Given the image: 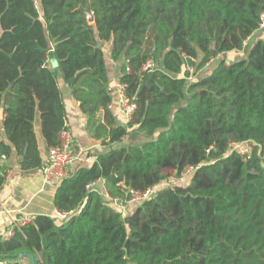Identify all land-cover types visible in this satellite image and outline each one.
<instances>
[{"label":"trees","instance_id":"trees-1","mask_svg":"<svg viewBox=\"0 0 264 264\" xmlns=\"http://www.w3.org/2000/svg\"><path fill=\"white\" fill-rule=\"evenodd\" d=\"M263 14L264 0H0V188L8 174L1 160L14 152L23 171L42 173L38 117L47 152L59 145L67 129L61 77L98 138L130 141L56 187V209L72 218L37 216L0 240V260L264 264V36L245 57H224L246 48ZM99 42L111 44L138 106L127 127L109 110L114 89ZM245 143L247 155L231 151ZM188 167L187 182L128 205L126 217L89 188L104 179L110 196L124 198Z\"/></svg>","mask_w":264,"mask_h":264},{"label":"crops","instance_id":"crops-1","mask_svg":"<svg viewBox=\"0 0 264 264\" xmlns=\"http://www.w3.org/2000/svg\"><path fill=\"white\" fill-rule=\"evenodd\" d=\"M257 33H259V31ZM255 34L251 38H253ZM251 38L248 41H250ZM102 46L108 68L110 89H114L120 80V63L112 61L110 43H103ZM57 67L58 64L54 68ZM59 84L63 92L67 111L66 127L72 133L75 144L89 149V153L94 156L95 161L98 156L107 154L111 150L121 147V145L130 143L128 139L124 138L122 143L108 145L110 143L109 138L106 140L98 138L95 128L88 125L89 116L82 111L80 103L73 95V91L64 83L62 77L59 79ZM113 103L114 105L112 108L109 107V110L113 112L117 124L127 127L128 125L120 113L119 108L115 105V101H113ZM98 119L104 124L103 112L99 114ZM35 130L41 155L46 164L48 161V152L41 135L39 117L35 123ZM1 136L2 140H5V133L3 131ZM143 140L144 139L141 138L138 141L141 143ZM20 161L21 158L16 152H14L9 159L1 160V163L8 167V174L4 185L0 188V240L9 239L7 237V232L11 226L12 218L20 215V213L31 215L33 218L43 215L52 217L57 210L54 205L56 187H48L45 185L41 170L34 172L23 171ZM79 166L90 167L91 164L77 163L71 168V173L75 172ZM95 188L97 190L96 192L102 197H104L103 194L108 192L104 179L95 182ZM19 263L31 264V260L29 257H21Z\"/></svg>","mask_w":264,"mask_h":264},{"label":"built area","instance_id":"built-area-1","mask_svg":"<svg viewBox=\"0 0 264 264\" xmlns=\"http://www.w3.org/2000/svg\"><path fill=\"white\" fill-rule=\"evenodd\" d=\"M260 33L264 34V14L261 17ZM154 64L148 62L144 66V71H152ZM112 97L115 99V105L119 108L127 125L133 123L138 106L136 104L135 97L130 98L128 96V85L121 83L120 80L116 84ZM114 103L110 106H112ZM95 162L94 156L89 153V149L78 146L75 144L72 133L66 129L62 131L60 135V143L56 147L49 150L48 161L42 171L44 183L48 187H57L65 178L71 174V168L77 164H92ZM195 170L193 167H188L182 172L180 178L176 177L177 180H173L178 183L179 181H185V176L192 173ZM89 188L96 192L95 183H92ZM157 192L156 188L148 189L144 192L130 190L126 197L115 198L109 195L108 192L103 194L104 199L107 203L116 208L124 217L132 215L134 210H127L128 205L139 204L144 201L151 199ZM75 214V212H60L55 211L52 216L56 221H67ZM33 216L20 213V215L13 217L11 226L7 232V237L11 238L17 231H21L24 227L29 225L33 221ZM0 264H15L12 260H0Z\"/></svg>","mask_w":264,"mask_h":264},{"label":"rangeland","instance_id":"rangeland-1","mask_svg":"<svg viewBox=\"0 0 264 264\" xmlns=\"http://www.w3.org/2000/svg\"><path fill=\"white\" fill-rule=\"evenodd\" d=\"M260 34V35H259ZM259 35V36H257ZM263 37L264 34L261 32L257 33L253 38H251L250 41H248V45L246 46V48L244 50H242L241 52H236V54H229L228 57L227 56H224L226 57L225 60L228 62V63H231L232 61L236 60V59H239V58H243L247 55V52L246 50L248 49V47L251 45V41L254 39L256 40V38H259V37ZM222 57V58H224ZM221 61V58H218L216 59L215 61H213L206 69L205 71H203L202 73H200L198 75L195 74V77L194 79H198V77H203L209 73H211V71L213 70L214 66L217 64V62ZM238 151L244 155H247L248 153H250L252 150H253V146L252 144H249V143H245V144H234L232 145L231 147V151ZM192 173L188 174L187 176H185V182L188 181V178L191 176ZM168 175L170 178V180H166L164 181L161 185L157 186L156 189L157 191H160V190H163V189H166V188H170V187H175L178 185V183L174 182L173 180H177V178L175 177V175L173 174V172H168ZM133 210V209H131ZM128 214V212H127Z\"/></svg>","mask_w":264,"mask_h":264},{"label":"water","instance_id":"water-1","mask_svg":"<svg viewBox=\"0 0 264 264\" xmlns=\"http://www.w3.org/2000/svg\"><path fill=\"white\" fill-rule=\"evenodd\" d=\"M84 13L87 15V18H88L89 22H90V23H94V21H95V19H94V14L92 13L90 7L86 8V9L84 10ZM102 45H103L102 42H99V43H98V47H101ZM51 62H52V64H53L54 67L57 66V62H56L55 59H52ZM3 119H4V110L1 109V110H0V120H3ZM0 141H2V136H1V135H0ZM21 257H22V258H24V257H29L30 260H31V264H36V263H35V258H34L32 255H26V254H23Z\"/></svg>","mask_w":264,"mask_h":264}]
</instances>
